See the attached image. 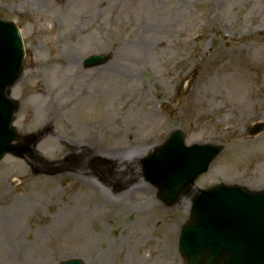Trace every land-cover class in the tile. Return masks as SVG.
<instances>
[{
    "label": "rangeland",
    "instance_id": "374dc122",
    "mask_svg": "<svg viewBox=\"0 0 264 264\" xmlns=\"http://www.w3.org/2000/svg\"><path fill=\"white\" fill-rule=\"evenodd\" d=\"M0 18L25 43L14 125L50 127L0 163V264H186L191 198L166 207L143 165L176 128L224 146L198 187L264 188V0H0Z\"/></svg>",
    "mask_w": 264,
    "mask_h": 264
},
{
    "label": "water",
    "instance_id": "95a60500",
    "mask_svg": "<svg viewBox=\"0 0 264 264\" xmlns=\"http://www.w3.org/2000/svg\"><path fill=\"white\" fill-rule=\"evenodd\" d=\"M23 53V47L21 37L18 29L12 24L0 25V97L6 95V87L15 82L19 75L18 69L21 70L20 59ZM0 101L1 112L5 109L4 106H8V102ZM4 107V108H3ZM17 105L14 108L17 109ZM11 116V114L9 115ZM11 117L9 119L0 115V160L6 152H13L20 154L23 150L21 145H12L11 140L17 138V134L14 129L9 127ZM173 139L176 143H182L183 136L181 132L174 133ZM220 148H218V151ZM177 152L176 150H174ZM158 154L156 152L155 156ZM158 157V155H157ZM192 157H198V150H195ZM173 158V157H172ZM182 158L177 157V161H182ZM155 166L164 164L160 161H154ZM188 166L191 165L190 161L183 163ZM161 167L168 168L161 165ZM173 173L178 179L179 183H188L192 179H188L192 173L190 170L183 167L173 168ZM246 192L251 193L246 188ZM216 189H210L204 191L195 200V205L192 212L191 222L187 225L186 231L191 228H195L198 224V239L203 235L199 233L201 228L199 224L205 221L212 223L214 220L217 223H221L228 231H231V226L234 233L238 236V246L242 247L246 245L250 249V253L244 254L242 251L238 254L228 248L227 254L223 252L220 254V258H226L229 263L236 261V258L243 263H254L260 254L256 251V248H263L264 251V194L254 193L252 195L243 194L239 191H235L224 200V202L216 199ZM262 201V203L257 204ZM255 203V204H254ZM207 216V217H206ZM233 233V232H232ZM184 243V239H182ZM226 254V255H224ZM224 255V256H223ZM262 256V254H261Z\"/></svg>",
    "mask_w": 264,
    "mask_h": 264
},
{
    "label": "bare ground",
    "instance_id": "6f19581e",
    "mask_svg": "<svg viewBox=\"0 0 264 264\" xmlns=\"http://www.w3.org/2000/svg\"><path fill=\"white\" fill-rule=\"evenodd\" d=\"M120 62V61H119ZM119 62H117L116 61V64H118L119 66H120V68L122 69V72H124L125 70H126V64L124 63V62H121V63H119ZM132 149V151L133 150H136V154L137 155H140V153H141V151L143 150V148L142 147H136V148H131ZM122 153H124V154H122ZM125 153H127V150H126V152H122V151H120V152H114L113 153V156L114 157H117V158H119V160H122L121 158L123 157H125L124 155H125ZM135 154V152L132 154V156ZM130 157V156H129ZM135 159V158H134ZM134 159L131 161V162H133L134 161ZM88 184H89V182H88ZM141 186L140 185H136V188H140ZM96 187H94L93 189H95ZM97 190H99V188L97 187Z\"/></svg>",
    "mask_w": 264,
    "mask_h": 264
}]
</instances>
